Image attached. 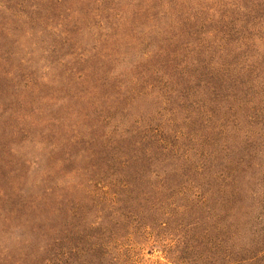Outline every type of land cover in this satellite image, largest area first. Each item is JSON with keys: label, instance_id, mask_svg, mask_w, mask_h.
<instances>
[{"label": "trees", "instance_id": "1", "mask_svg": "<svg viewBox=\"0 0 264 264\" xmlns=\"http://www.w3.org/2000/svg\"><path fill=\"white\" fill-rule=\"evenodd\" d=\"M166 7L176 35L127 41L136 20ZM28 10L29 35L45 34L42 5ZM51 13L63 28L52 29L53 64L76 89L57 130L35 134L34 122L23 129L31 151L13 150L27 163L38 139H55L65 174L55 203L22 204L31 260L129 264L140 244L163 264H264V0H56ZM140 98L149 114L134 112ZM93 112L113 130L86 121ZM95 198L113 213L90 223Z\"/></svg>", "mask_w": 264, "mask_h": 264}, {"label": "rangeland", "instance_id": "2", "mask_svg": "<svg viewBox=\"0 0 264 264\" xmlns=\"http://www.w3.org/2000/svg\"><path fill=\"white\" fill-rule=\"evenodd\" d=\"M70 1L75 3L77 0ZM193 2L195 0H182L185 6L192 5ZM55 3L56 0H41L38 3L34 0H0V264H36V261L29 257L31 251H28V226L25 225V218H22L24 215L21 217L22 212H19L22 211L23 202L31 199L30 196L35 197L36 202L54 200L55 203L61 194L59 184L64 180V171L57 167L54 159L59 155V151L53 148L55 139H38L37 141L41 142V150L35 154L31 152L27 163L25 157L13 151L18 147L22 153L30 152L33 146L28 142L23 129L27 131L35 122L37 127L32 128L35 134H38L35 128L41 132L46 128L57 130L55 126L61 119V109L72 105L70 99L76 89L75 83L60 76L57 64H53L56 55L51 53V50L60 44L59 34L55 35L52 29L58 27L63 30L57 15L51 13ZM30 5H42L41 17L46 24L43 28L47 30L45 34H41L42 30L38 27L29 35L31 28L26 25L24 15L27 11L30 12ZM155 13L152 11L147 19L136 20V27L130 31L133 36L129 34L128 42L140 45L136 41L137 37L146 38L149 33H153L156 40L176 35L174 32L178 28V21L175 15L167 7L158 16H154ZM123 32L126 33V29ZM131 57V61H134L135 57ZM29 59L36 63V69H30ZM136 104L135 113H150V100L140 98ZM161 107L162 105L159 109ZM165 109V106L160 109V115H169ZM94 113L86 121L92 119V125H104L105 130H113L109 123L115 122H109L110 114L107 111H101V115L108 117V121H99V116ZM70 119L72 123L76 122L75 117ZM189 124H184L186 128H181L183 125H180L177 131L188 133L191 130L188 129ZM194 148V143L188 140L185 142L184 149L194 152ZM39 155L44 159L41 165L38 163L32 166L30 160L39 158ZM87 193L81 191L76 193V196L83 199ZM86 204L88 207L85 215L90 223H96L101 218L105 221V218L113 213L97 198L95 201L88 200ZM118 215L122 218L127 215L125 207L118 208ZM91 233L97 237L100 232L95 230ZM137 245L136 249L134 247L130 250L133 245L125 248V253L130 250L129 264L166 262L159 252L149 254L146 248ZM261 260L264 263V258Z\"/></svg>", "mask_w": 264, "mask_h": 264}]
</instances>
